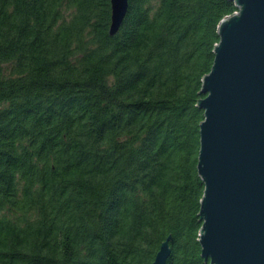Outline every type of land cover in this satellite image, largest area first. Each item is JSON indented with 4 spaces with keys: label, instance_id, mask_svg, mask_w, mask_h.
Returning <instances> with one entry per match:
<instances>
[{
    "label": "trees",
    "instance_id": "trees-1",
    "mask_svg": "<svg viewBox=\"0 0 264 264\" xmlns=\"http://www.w3.org/2000/svg\"><path fill=\"white\" fill-rule=\"evenodd\" d=\"M234 0H0V264L203 263L195 105ZM197 92V93H196Z\"/></svg>",
    "mask_w": 264,
    "mask_h": 264
},
{
    "label": "water",
    "instance_id": "water-1",
    "mask_svg": "<svg viewBox=\"0 0 264 264\" xmlns=\"http://www.w3.org/2000/svg\"><path fill=\"white\" fill-rule=\"evenodd\" d=\"M218 22L210 70L201 76L197 170L204 188L196 240L203 263L264 264V0H234ZM109 33L128 0H110ZM196 92V93H197ZM171 234L151 264H167Z\"/></svg>",
    "mask_w": 264,
    "mask_h": 264
}]
</instances>
